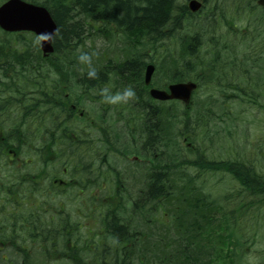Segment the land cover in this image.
Returning a JSON list of instances; mask_svg holds the SVG:
<instances>
[{"label": "trees", "instance_id": "1", "mask_svg": "<svg viewBox=\"0 0 264 264\" xmlns=\"http://www.w3.org/2000/svg\"><path fill=\"white\" fill-rule=\"evenodd\" d=\"M32 1L43 3L58 24L55 39L57 47L51 60H43L41 50L30 40L27 41L29 44L25 53L9 52L11 38L0 39V56L23 58L24 62L19 61L20 64H15V67L21 68L18 71L26 75L23 87L25 90L38 89L42 79L47 106H40L37 113L34 109L30 110L25 113V118L23 115L22 121L24 124L26 120L27 130L33 135H39L42 148L45 142L46 147L43 151L49 154L48 156L56 153L61 157V152L69 153L60 158V162L65 161L69 168H74L77 160L76 153L71 149L76 138H71L68 133L77 134L74 123L77 124L78 117L75 116V119L64 117L66 113L71 115L74 112L71 108L67 109L66 100L77 101L74 97L86 100L87 89L90 88L95 92L88 94V98L107 105L103 102L101 90L111 79H114L117 85L119 80L124 81L123 78L128 77L134 82L137 79L141 87L143 86L146 59L156 62L163 70V73H160L162 78L161 81L158 80L159 84L182 81L194 75H205L217 68L214 62L207 60H205L207 63L202 62L200 55L195 52L194 45L190 50L186 46L181 21L185 7L176 0ZM178 10L180 14L175 16ZM148 20L151 23L147 22ZM145 23H149L146 33L143 32ZM94 35L110 40L111 37L112 40L117 38L121 45L128 46L129 49L133 46L141 47H138L139 49L133 47L135 53L132 52V57L126 58V60L134 58L132 62L124 63L116 56L108 58L104 56L99 62H94L93 58L91 65L83 64L77 57L81 52L89 55L93 53L92 47L88 48L83 44L87 38ZM84 48L87 50L79 52V49ZM148 49L151 54L147 53ZM244 57L245 55H241L240 59L243 60ZM94 67L97 77L89 78L87 73ZM202 68L203 73L200 74ZM55 74L61 76L63 83L60 81L61 78H55ZM56 84L60 86L59 90L58 87H54ZM68 90L71 93L66 99L65 93ZM137 91L141 89L138 88ZM134 99L142 106V110H136L134 103L127 105V108L132 109L133 118L131 122L125 121L132 128L135 147L131 151L121 148V143L118 144L121 135L118 133L110 135L103 123L100 137H106V142L100 145L105 146L103 150L107 153L118 152L124 156L132 152L148 159L147 164L141 163L143 191L138 197H132L135 203L130 202V207L125 204L124 199H129L131 193L111 192L114 194L113 202L105 215L109 218L106 223H109L110 227V246L101 249L120 256L125 253L131 264H135L136 260L137 263L138 260L141 261V264H232L230 260L238 264L241 257L238 250L244 252L243 241L254 242L257 237L260 229L259 222H255L257 217L253 218L250 233L245 230L247 227L245 222L239 223V218L234 219L236 222L231 225L230 204L223 201L222 197H212V194L206 191L201 175L207 171L229 172L240 183L242 190H248L256 197L249 206L252 204L261 209L264 206V174L250 162L231 160L216 162L207 159L199 150L197 158L188 159L182 153L180 138L185 130L199 127L200 118L193 120L189 112L180 113L176 108L174 116L171 117L170 108L165 106L149 110L150 98L142 93ZM222 105L224 107V102ZM29 107L31 105L27 106ZM123 108L125 107L121 109ZM164 108L167 109L164 111ZM129 115H121L120 118L128 119ZM101 118L102 122L107 121L102 110L98 115L99 121ZM172 119L174 127L169 132L167 127L172 126ZM59 126L65 131L62 135L57 134L62 141V149L55 143L54 131ZM180 126L181 130L176 129ZM140 129L145 137L138 142L135 137L137 130ZM128 144L131 146L132 143ZM54 145L56 149L53 150ZM85 149L86 152L88 149L94 152V145L85 144ZM151 161L159 167L153 168L155 165ZM191 167L195 168L194 171ZM221 210L224 211L228 222L226 226L222 224L219 226L220 217L215 215Z\"/></svg>", "mask_w": 264, "mask_h": 264}, {"label": "flooded vegetation", "instance_id": "2", "mask_svg": "<svg viewBox=\"0 0 264 264\" xmlns=\"http://www.w3.org/2000/svg\"><path fill=\"white\" fill-rule=\"evenodd\" d=\"M189 1L182 3L185 13L181 20L183 30L188 32V49L194 45L202 62L209 60L216 64V70L224 77L223 82L216 83L220 97H235L238 91L249 94L241 86L248 84V70L243 69V64L253 61L252 33L256 25L264 24V14L250 19L254 14L253 0H234L233 3L231 0H198L201 7L197 11L190 9ZM257 3L260 7L264 0ZM35 38L38 41L32 43L38 47L40 37ZM55 39L56 36L53 42L56 48ZM28 44L10 41L8 51L25 53ZM242 46L249 50L243 60L238 54ZM260 57L264 61L263 54ZM48 58L43 54V60ZM19 61L24 62L23 58L0 56V264H131L125 253L110 254L101 247L110 246V227L106 223L109 218L105 216L113 202L110 193L142 192V175L135 170L112 168L110 153L103 150L105 146H100L102 152L89 149L86 152L85 144L106 142L105 137H96L94 99L88 98V94L93 93L90 88L87 98L92 106L87 109L88 122L76 129L75 145L71 147L76 153V165L69 168L65 161L60 162V158L69 153L61 152V157L56 153L48 156L43 151L45 142L42 148L39 135L31 136L26 120L24 124L22 121L25 113L33 109L37 113L40 106H47L43 81L39 83L41 88L25 90L26 75L15 67ZM263 76L258 79L262 80ZM54 87L60 89L57 84ZM135 87L148 94L151 85ZM229 88L231 91L227 93ZM28 105L31 107L27 108ZM220 105L223 107L222 101ZM76 106L71 104L70 107L84 116L86 111ZM98 107L108 117L107 106ZM154 107L158 106L152 102L148 105L149 110ZM60 126L55 128L54 134L55 143L62 149L57 134L65 131ZM124 201L126 205L135 203L132 196ZM135 264L141 261L136 260Z\"/></svg>", "mask_w": 264, "mask_h": 264}, {"label": "rangeland", "instance_id": "3", "mask_svg": "<svg viewBox=\"0 0 264 264\" xmlns=\"http://www.w3.org/2000/svg\"><path fill=\"white\" fill-rule=\"evenodd\" d=\"M3 1L4 0H0V4ZM177 1L179 3H185V0ZM233 2L234 0L230 1V3ZM262 14L263 10L260 8L252 14L250 19L252 20L253 16L258 18ZM243 27L245 28L246 26ZM252 37L254 42L253 61H251L249 65L248 63H245L243 66L244 70H248V74L246 75L248 78V84H241L244 91H249V94L238 91L235 98L220 97L221 92L218 91L219 86L216 85V83L223 82L224 77L220 74V71L215 70L209 72V75H206L207 80H204L201 83V87L196 91L194 100L190 106L182 101L174 102L175 106L174 104H170V102L159 104V106L170 108L171 117L174 116V110L176 108V111L180 113L182 111L189 112L191 119L193 120H196L197 117L200 118V126L194 127L192 130H185L186 132L184 131L183 136L180 138V147L183 149L182 153L188 159L191 160L197 158V151L199 150L207 159L212 161L247 160L248 162L253 163L258 170L264 171V76L262 80L258 79L261 74L264 75V61L260 60V58H262L260 57L261 54H263L264 60V24L261 27H258L257 25L255 26ZM2 38L3 35L0 34V39ZM83 45L93 48V53L90 56H92V59L94 58V62L101 61V57L104 56H116V58L124 61L126 58L132 57L131 53H135L133 47H137L133 46L129 49L128 46L125 47L121 45L117 38L112 40L111 37L110 40L98 35L90 36ZM247 46H245V48ZM245 48L243 46L239 47V57L241 55H247V51L249 52V50L246 51ZM86 50V48L79 49V52ZM147 53L151 54V51L148 49ZM160 73H163V70L158 67L153 81L154 85L163 86V84L158 83V80L161 81L160 78H162ZM135 80L136 82L134 83L138 84L139 81L137 79ZM120 81L121 80H119L116 85L115 80L111 79L106 88H108L113 94L122 91L125 86L123 84L120 85ZM136 84H132L134 90H136ZM230 91V88L227 89V93ZM131 100L126 104H113V106L116 107L112 113V124L107 126L110 135H113L114 133L121 135L119 136L118 144L121 143V148L124 150L128 149V151H131L135 147V141L132 135V128L126 124L125 120L131 122L133 114H130L128 119L121 120L120 109L130 105ZM220 101L224 102V107H221ZM166 109L167 108H164V111ZM108 124L109 123L107 122L106 125ZM138 126L140 127V125ZM192 126H194V124ZM173 127L172 119V126L167 127L168 131L170 132V129ZM176 129L181 130L182 126L179 128L176 127ZM120 130H123L124 132ZM144 137L145 135L142 133L141 129L137 130L135 137L137 141L139 142L141 138L143 140ZM128 143H132L131 146H129ZM189 149L191 150L189 151ZM129 153L133 154L132 152ZM145 161L147 162L148 159L145 158ZM113 162L116 161L113 160ZM125 163L127 164V160H125ZM151 163L153 164L152 161ZM127 165L132 170L137 169V166L132 163ZM114 166L122 167L124 166V161H120L119 164ZM158 167L159 166L157 165L153 166V168ZM191 168H193L192 170L194 171L195 168ZM201 181H203L206 191L212 194V197H222L223 201L226 199L230 203L229 214L232 216L230 224L236 222L234 219L241 216V218H239V223L245 222V226H247L245 227V230L250 233L251 224L254 222L253 218L255 216L257 217L255 222H259L260 227L257 237L254 242L249 240L243 241L242 249L244 252H242L241 249L238 250V253L241 254L238 264H262L264 259V206L261 209L254 207L252 204L249 206L250 201L256 199V197L252 195V193H250V195L246 194L244 190L240 188L239 182L235 180L229 172H203L201 175ZM215 215L220 217V220L218 221L220 224L219 226H221V224L223 226L228 224L223 210L218 211ZM31 246L32 244H28V247ZM219 246L221 245L219 244ZM230 263L237 264V262L231 260Z\"/></svg>", "mask_w": 264, "mask_h": 264}, {"label": "water", "instance_id": "4", "mask_svg": "<svg viewBox=\"0 0 264 264\" xmlns=\"http://www.w3.org/2000/svg\"><path fill=\"white\" fill-rule=\"evenodd\" d=\"M196 1H192L195 4ZM193 8H196L193 6ZM0 25L7 30H34L44 36L42 48L45 52L53 50L52 39L57 29V24L50 12L43 6L34 5L22 0H9L0 6ZM155 70L153 64L146 70V83L149 84ZM196 83L178 82L169 85V90L152 88L151 95L160 100L181 99L189 101Z\"/></svg>", "mask_w": 264, "mask_h": 264}, {"label": "clouds", "instance_id": "5", "mask_svg": "<svg viewBox=\"0 0 264 264\" xmlns=\"http://www.w3.org/2000/svg\"><path fill=\"white\" fill-rule=\"evenodd\" d=\"M94 55V54H93ZM79 62L87 65H91L92 56H90L86 52H81L77 57ZM89 78H96L97 72L95 68H91L87 73ZM110 90L108 88H104L101 90V95L103 98V102L107 104H118V103H128L131 99H133L136 95L135 90L132 86H126L122 91H118L114 94H109Z\"/></svg>", "mask_w": 264, "mask_h": 264}, {"label": "bare ground", "instance_id": "6", "mask_svg": "<svg viewBox=\"0 0 264 264\" xmlns=\"http://www.w3.org/2000/svg\"><path fill=\"white\" fill-rule=\"evenodd\" d=\"M179 14H180V12H179V10H178V12H177V14H175V16H177V15H179ZM121 16H122V14H121ZM121 16H120V17H121ZM147 22H149V20H148ZM149 23H151V22H149ZM149 23H145V27H144V30H143L144 33L147 32L148 27H149ZM133 60H135V59L132 58V59H129V60H124V63H125V62H132ZM123 79H124V81L121 80V84H120V85L123 84V85L126 87V86H132V84H133V85L135 84V83H134V80H129L128 77H124ZM92 85H93V83H91L90 86H92ZM135 92H136V95H135V96H138L139 93H142L143 95H146L145 93L142 92V90H141V91H137V90H135ZM131 103H134V104H135V108H136V110H138V111H139V110H142V106L139 105V103H137V102L135 101L134 98L131 100Z\"/></svg>", "mask_w": 264, "mask_h": 264}]
</instances>
